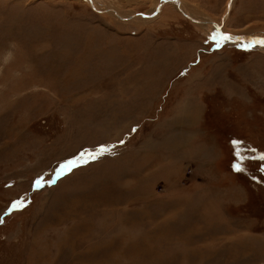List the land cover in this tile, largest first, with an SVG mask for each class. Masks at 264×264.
Wrapping results in <instances>:
<instances>
[{"label":"rangeland","instance_id":"1","mask_svg":"<svg viewBox=\"0 0 264 264\" xmlns=\"http://www.w3.org/2000/svg\"><path fill=\"white\" fill-rule=\"evenodd\" d=\"M176 1L0 0V264H264V0Z\"/></svg>","mask_w":264,"mask_h":264},{"label":"bare ground","instance_id":"2","mask_svg":"<svg viewBox=\"0 0 264 264\" xmlns=\"http://www.w3.org/2000/svg\"><path fill=\"white\" fill-rule=\"evenodd\" d=\"M91 1V3H94L92 0H90ZM172 2H174L175 4H177L179 7H180V9H182V11H184V12H186V10L185 9H183L182 8V6H181V4H179L176 0H171ZM158 2H159V0H158ZM93 6H94V4H92ZM158 9H155V10H153V11H151L150 13L151 14H148V15H146V16H154L156 13H154V12H156ZM115 13V15L116 16H118L119 18H121V19H124V20H132V22L134 21H136V20H143V19H145L146 18V16L145 15H143V16H141V15H137V16H133L134 14H129V16L128 17H123L120 13H118V12H114ZM187 13V12H186ZM121 15V16H120ZM157 16V15H156ZM155 16V17H156ZM189 16L190 17H193L192 15H190L189 14ZM155 17H153V19L155 18ZM206 20V19H205ZM204 21V20H203ZM200 22V21H199ZM202 22V21H201ZM215 22V21H214ZM208 25H211L210 24V22H208ZM207 25V26H208ZM206 26V27H207ZM209 29V31L212 33V31H213V33L214 34H216V35H218L219 37H222V36H231L232 37V40H230V41H227V42H230V43H234V44H236L237 46H246V45H248L249 43H255V45H256V47H259V48H262V49H264V44H261V43H258L259 41H264V39H262V38H259V37H257L256 35H251V34H249V35H247V34H244V35H235V34H229V33H227L226 32V30H225V27L223 26V25H220V24H213V26L211 27V28H208ZM208 31V30H207ZM249 46V45H248ZM251 47V46H250ZM247 48H249V47H247ZM256 49V48H255Z\"/></svg>","mask_w":264,"mask_h":264},{"label":"snow or ice","instance_id":"3","mask_svg":"<svg viewBox=\"0 0 264 264\" xmlns=\"http://www.w3.org/2000/svg\"><path fill=\"white\" fill-rule=\"evenodd\" d=\"M213 39L216 40L217 44L219 45V44L222 43V42H227V41L232 40V37H231V36H222L219 40H217L216 37L213 36ZM258 43L264 44V41H259ZM245 47L247 48V47H249V46L246 45ZM233 143H234L235 145L238 146L240 142H239V141H234ZM106 151H108V149L102 147L98 152H95V153H91V152H89V153H87V154H82V155H81V160H83L84 163H87L88 161L84 159V156H85V155H87V156L90 157L91 159H97L99 156L103 155ZM259 159H260L261 161H264V155H261V156L259 157ZM76 166H79V162H78V161H76V160L69 161V162H67V163H65V164H63V165L61 166V168H60V173H59V174L62 175V174H64L65 172H69V171H71V170H72L74 167H76ZM235 170L238 171V172H242L244 169H243L239 164H237V165L235 166ZM43 183H44V182H43L42 180H38V181L36 182L37 187L43 186ZM25 206H26V205H25V203H24L23 201H18L15 205H13V208H14V209H20V208H23V207H25ZM0 223H3V221L0 220Z\"/></svg>","mask_w":264,"mask_h":264},{"label":"water","instance_id":"4","mask_svg":"<svg viewBox=\"0 0 264 264\" xmlns=\"http://www.w3.org/2000/svg\"><path fill=\"white\" fill-rule=\"evenodd\" d=\"M217 40H219V37L218 36H215Z\"/></svg>","mask_w":264,"mask_h":264},{"label":"crops","instance_id":"5","mask_svg":"<svg viewBox=\"0 0 264 264\" xmlns=\"http://www.w3.org/2000/svg\"><path fill=\"white\" fill-rule=\"evenodd\" d=\"M220 159V158H219Z\"/></svg>","mask_w":264,"mask_h":264}]
</instances>
